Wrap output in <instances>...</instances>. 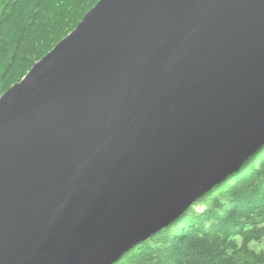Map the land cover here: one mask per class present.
Masks as SVG:
<instances>
[{
	"label": "water",
	"instance_id": "obj_1",
	"mask_svg": "<svg viewBox=\"0 0 264 264\" xmlns=\"http://www.w3.org/2000/svg\"><path fill=\"white\" fill-rule=\"evenodd\" d=\"M264 145V0H98L0 96V264H111Z\"/></svg>",
	"mask_w": 264,
	"mask_h": 264
},
{
	"label": "trees",
	"instance_id": "obj_2",
	"mask_svg": "<svg viewBox=\"0 0 264 264\" xmlns=\"http://www.w3.org/2000/svg\"><path fill=\"white\" fill-rule=\"evenodd\" d=\"M97 2L0 0V96ZM111 264H264V145L169 226Z\"/></svg>",
	"mask_w": 264,
	"mask_h": 264
},
{
	"label": "rangeland",
	"instance_id": "obj_3",
	"mask_svg": "<svg viewBox=\"0 0 264 264\" xmlns=\"http://www.w3.org/2000/svg\"><path fill=\"white\" fill-rule=\"evenodd\" d=\"M62 40V39H61ZM57 44V43H56ZM259 249V248H258Z\"/></svg>",
	"mask_w": 264,
	"mask_h": 264
}]
</instances>
